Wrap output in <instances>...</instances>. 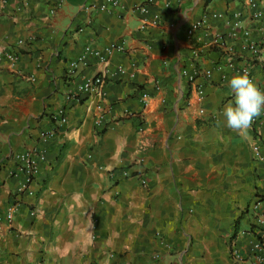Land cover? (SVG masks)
Here are the masks:
<instances>
[{
	"label": "crops",
	"instance_id": "1",
	"mask_svg": "<svg viewBox=\"0 0 264 264\" xmlns=\"http://www.w3.org/2000/svg\"><path fill=\"white\" fill-rule=\"evenodd\" d=\"M119 1L102 11L100 0H0V215L14 207L0 225V264H264V161L252 151L264 118L236 131L221 114L239 73L225 50L260 83L264 45L243 48L212 15L242 11L246 40L257 41L264 0H254L259 19L248 0H152L145 16L131 10L146 0ZM114 43L126 50L107 56L102 91L66 98L102 70L91 51ZM86 47L87 65L66 76ZM196 67L212 76L189 81L183 70ZM34 147L46 161L29 196L10 172L13 154Z\"/></svg>",
	"mask_w": 264,
	"mask_h": 264
},
{
	"label": "built area",
	"instance_id": "2",
	"mask_svg": "<svg viewBox=\"0 0 264 264\" xmlns=\"http://www.w3.org/2000/svg\"><path fill=\"white\" fill-rule=\"evenodd\" d=\"M64 2V0H56V5H60ZM153 4L152 0H146L139 4H136L132 8V12H136L141 14L142 16L147 15L150 12V5ZM248 5L252 9L251 17L253 19H259L263 12L257 7V4L254 0H248ZM120 6L119 0H100V2L97 5V9L105 11V10H112L113 8H117ZM153 15V21L158 23L159 21V15L157 13L152 14ZM214 17L221 18L226 24L229 25V37L232 38H241L243 40L242 46L243 48H246L253 53H257L259 49L264 45V24L259 26V40L257 41H250L246 40L250 36V30L245 26L244 20H243V14L242 11H236L231 16L223 15L222 13L215 12L212 14ZM142 25L146 24V18L141 19ZM206 26V20L204 18L199 19L196 21L192 27L188 30L187 34L188 37L191 40H198V36L195 35V32L200 29L204 28ZM212 44L217 47L224 48L223 45V38L222 35H215L211 37ZM245 40V41H244ZM120 50L125 51V45L124 43H114L113 45L106 47L103 50H93L91 51L95 56L99 58V61L102 62L103 68L98 73L93 75L92 77L84 78L75 88L73 91H68L66 94V98H74L78 96L79 94L83 93H90V92H101L102 91V85L104 83V75L107 72L106 69V61L107 56H109L113 50ZM89 51V49L86 47V50L79 54L75 59L69 61L66 76L71 77L76 73L78 68L83 65H87L86 60V52ZM229 54L228 57V66L235 69L237 72L243 74L247 73L249 78L254 82L253 76H252V70L249 64L241 65L238 63L237 57L233 54L232 48L227 47L225 50ZM200 55V49L197 45L194 44L193 47V56L198 57ZM12 59H14V55H10ZM264 61V58L261 60ZM221 68V67H218ZM183 73L188 77L189 81H194L193 79L197 74H202L206 78H210L212 76V71L210 69L207 70H200L198 67H196L195 72L193 74H188L186 70H183ZM224 77V76H222ZM255 83V82H254ZM258 88H260L261 91H264V75L263 79L260 83H255ZM198 93L201 95L203 94V90L201 87H198ZM142 101L143 103H146L147 101V94L142 95ZM264 118V112L261 113V115L254 119L252 125L258 124L261 122V120ZM53 121L56 125H61L67 121L65 110L63 108H58L55 114L52 116ZM99 122V121H98ZM54 130H45L40 134V138H42L44 141L50 138L54 134ZM252 151L253 154L256 156L257 159H260L264 161V145L260 143H254L252 145ZM15 160H16V167L13 171L10 172L12 175L22 174V180L19 182V185L17 187L18 193L26 194L29 196L35 195V190L33 187V182L38 178L39 172H40V165L46 161V152L42 148H32L30 150H24L15 152L13 154ZM143 184H145V181L143 180ZM14 212V207H9L4 215H0V225L2 222L10 223L12 221V216ZM262 246L264 248V240H260L259 247Z\"/></svg>",
	"mask_w": 264,
	"mask_h": 264
},
{
	"label": "clouds",
	"instance_id": "3",
	"mask_svg": "<svg viewBox=\"0 0 264 264\" xmlns=\"http://www.w3.org/2000/svg\"><path fill=\"white\" fill-rule=\"evenodd\" d=\"M228 86L233 97L221 110L223 123L230 130H247L254 119L264 112V91L257 87L246 72L234 74Z\"/></svg>",
	"mask_w": 264,
	"mask_h": 264
}]
</instances>
